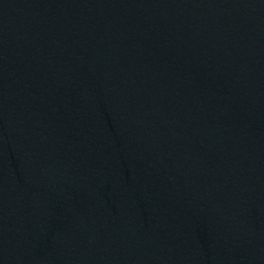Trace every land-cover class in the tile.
Returning a JSON list of instances; mask_svg holds the SVG:
<instances>
[{
	"label": "water",
	"instance_id": "95a60500",
	"mask_svg": "<svg viewBox=\"0 0 264 264\" xmlns=\"http://www.w3.org/2000/svg\"><path fill=\"white\" fill-rule=\"evenodd\" d=\"M0 264H264V0H0Z\"/></svg>",
	"mask_w": 264,
	"mask_h": 264
}]
</instances>
